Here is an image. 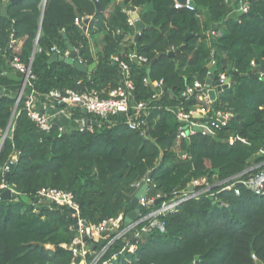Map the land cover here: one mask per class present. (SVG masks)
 <instances>
[{
    "label": "trees",
    "instance_id": "16d2710c",
    "mask_svg": "<svg viewBox=\"0 0 264 264\" xmlns=\"http://www.w3.org/2000/svg\"><path fill=\"white\" fill-rule=\"evenodd\" d=\"M190 1L195 11L177 10L173 0H122L106 17L112 0H97L102 12L93 0H46L44 6L42 0L13 4L0 0V143L21 88V78L3 74L13 70L14 57L25 65L31 61L33 78L27 92L45 101L54 90L97 91L106 97L120 84L119 65L111 60L117 56L129 66L134 103L147 107L145 137L130 130L120 116L106 121L79 109L66 112L73 120L97 121L92 131L61 132L55 124L45 132L27 116L24 98L20 99L12 131L0 151V193L6 186L17 194L16 200H0V264H70L71 252L59 245L69 244L74 235L69 229L72 212L67 206L41 203V189L71 193L81 219L95 225L129 212L133 185L145 175L153 180V191L170 197L194 180L213 183L237 176L243 180L264 170V85L258 77H250L255 68L251 62L264 61V0H247L248 11L237 20L227 19L231 7L225 0ZM134 9L141 11L139 19L145 24L136 43L125 12ZM200 14L205 16L202 23ZM77 18H89L85 34L74 23ZM212 29L221 33L212 40L213 47L206 34ZM113 31L119 34L113 36ZM124 35L133 41L130 50L147 60L145 64L129 61L128 50L122 52L119 40ZM53 45L61 50L78 48L83 64L95 63L94 69L81 73L60 61L49 63ZM180 46L181 51L167 56ZM212 48V73L231 79L215 103L230 113L229 122L217 133L221 142L200 134L181 140L169 108L188 111L197 105L195 97L184 100L182 94L194 80H206ZM157 91L159 96L152 99ZM229 137L245 143L224 144ZM11 162L12 169L6 171ZM235 181L230 183L238 195L235 189L213 188L215 198L202 196L178 205L159 218L163 232L142 233L135 252H124L113 264H264V188L256 195ZM36 202L38 208L33 206ZM122 228L123 223L117 230ZM103 236L101 244L106 245L115 233ZM123 243L115 240L107 255Z\"/></svg>",
    "mask_w": 264,
    "mask_h": 264
},
{
    "label": "built area",
    "instance_id": "2783aa9c",
    "mask_svg": "<svg viewBox=\"0 0 264 264\" xmlns=\"http://www.w3.org/2000/svg\"><path fill=\"white\" fill-rule=\"evenodd\" d=\"M45 2L46 0H42V5H44ZM225 2L228 3V0H225ZM239 3V10L246 13L249 8V2L247 0H240ZM173 7L177 10L186 9L188 11H195V6L191 4L190 0H185L183 3L178 0H173ZM132 13H134L132 10L128 12V22L130 26L134 27L135 20L131 18ZM84 21V18H77L74 23L77 26L82 27L84 25ZM211 35L220 37L221 33L215 29L211 32ZM71 49L75 55V61L79 64H83V59L80 55L79 49L76 47H71ZM49 54L68 57L70 52L67 49L61 50L53 45L49 50ZM214 55L215 49L212 48L207 66L209 68L208 75L210 74L211 76H216L217 81L219 82V87L221 88L219 92H216V100L212 102L208 96L209 89L216 90L218 87L214 85V82L207 83L206 80L204 82L194 80L191 85L186 87L182 94V99L186 100L190 97H195L197 105L188 111H184L179 108H169V112L174 116L177 122V136L181 140H189L196 134L217 138V133L229 122L230 113L225 110L217 109L215 103L219 100L223 92L231 86V79L225 73H220L219 75H214L212 73V68L215 66ZM127 57L129 61L142 64L147 62L144 57L137 56L133 52L128 54ZM111 60L119 65L120 84L116 89L110 91L106 97H101V94L97 91H84L82 93H76L71 90H67L64 94H62L59 91L54 90L50 91L45 96V101L53 104L55 107L61 108L66 114L67 109H79L85 114L106 121H109L110 118L120 116L121 113L126 114L129 112V115L125 117L128 128L133 131H138L140 135L145 137V117L147 116V107L143 102L134 103L133 101V103H131V99L133 97V84L130 80L129 66L126 62L121 61L117 56H112ZM30 65L31 61L28 65H25L20 62L17 57H14L10 62V66L23 75L22 86L16 95V104H18L21 98H24V109L27 116L39 129L48 132L56 124L55 120L52 116L43 111L41 106L38 104L34 92H27L26 89L29 88V81L33 78L31 75ZM251 65L253 67H257L254 61L251 62ZM257 77L264 85V71L258 72ZM227 80L229 81L227 82ZM153 86L159 88L157 83H154ZM159 94V91L155 92L152 99H156ZM87 120L93 119L77 120L80 122V125L76 129L80 131L85 129L92 131L93 126L91 124L87 125ZM7 127L1 140H4L8 136L10 130L12 131V122L9 127ZM58 129L61 132L65 130L60 125ZM226 140L229 144H232L235 140L245 143V141L239 137H229ZM186 157L187 154L181 155L182 159H186ZM13 160H15V157ZM10 164H12V162ZM5 170L9 171V167H5ZM233 180H236V183L241 184L243 187L247 188L256 195L263 193L264 170H260L254 175L243 180H240V176L233 177L231 181H216L213 183L206 180H194L189 182L184 190L173 191L170 194V197L160 191H153L155 189V184L151 178L145 175V177L133 185L134 189L130 195V200L142 187H145L144 197L138 199L137 204L141 206V209H139L136 219L132 220L128 224L124 223V219L129 212L126 214L121 213L115 219H110L95 225L85 222L80 217L78 205L73 201L71 193L68 192L44 188L39 191L38 196L44 201L61 206H67L72 212V217L77 219L76 228L75 224L69 228L74 232L70 243H62L59 245L61 248L67 249L71 252L72 258L70 264H113V262L118 259V256H121L124 252L130 254L135 252L136 240L142 233H148L153 229L163 232L164 224L159 221V218L175 210L178 205L191 200H198L202 196L215 198V194L212 191L213 188H221V190L235 189L234 192L238 195L239 190L235 188L234 183H230ZM1 188L13 191V189L6 186H1ZM121 223H123V228L121 230H117ZM104 233H115L114 238L106 245L101 244V241L104 239ZM119 239L124 240L122 247L108 256L107 251L109 246L113 244L115 240Z\"/></svg>",
    "mask_w": 264,
    "mask_h": 264
},
{
    "label": "water",
    "instance_id": "95a60500",
    "mask_svg": "<svg viewBox=\"0 0 264 264\" xmlns=\"http://www.w3.org/2000/svg\"><path fill=\"white\" fill-rule=\"evenodd\" d=\"M10 4H13V3H17V2H20L21 0H8ZM179 2L183 3L185 2V0H178ZM94 4H95V7H96V10L99 11V12H102L103 11V7L99 4V2H97V0H93ZM191 4L193 5V3L191 2ZM43 6V5H42ZM131 18L134 19V29H135V35H134V38H133V41L134 43L137 42L140 34L145 30V24L139 19V16H138V13L134 12L131 14ZM88 23V20H85L84 21V25H86ZM41 25V23H40ZM40 25H39V29H38V33L40 31ZM86 27H84L85 29ZM36 48H37V42L35 43L34 45V48H33V52H32V55H34L35 51H36ZM182 49V46H180L179 48L175 49V50H172V51H169L167 53V56L168 57H173L175 55V53L181 51ZM67 50L70 52L69 56L68 57H62V56H57L55 54H51L50 57H49V63L51 62H54V61H60V62H63L69 66H73L77 71L81 72V73H90L94 67H95V63L90 65V66H86V65H83V64H79L77 61H75V55L74 53L72 52V49L70 46L67 47ZM161 54H158L157 57H160ZM155 62V60H153L151 62V64H153ZM254 63L256 64L257 67H255L250 75L251 78H257V73L258 72H263L264 71V61H259L258 59H255L254 60ZM150 72H151V69L148 68L147 71H146V74H147V77L149 78V75H150ZM118 79L120 80V76L118 77ZM229 80H227L228 82ZM206 82L207 83H211V82H214V85L215 86H218L216 88V90L214 89H209L208 90V96H209V99L214 102L217 98V95H216V92H219L221 90V88L219 87V82L217 81V77L216 76H211L210 74L208 75V78L206 79ZM131 103H133V99H131ZM16 108H17V104H15L14 106V109H13V112H12V115L9 119V123H8V127L10 125V123L12 122L13 120V116H14V113L16 111ZM83 112V111H82ZM129 115V112H127L126 114L124 113H121L120 114V118L121 119H125L126 116ZM86 124L89 125L91 124L93 127H96L97 126V121L95 120H87L86 121ZM7 127V128H8ZM217 142H221L222 140L219 139V138H214ZM3 141L4 140H1V143H0V151H1V148H2V144H3ZM224 144H227L228 141L227 140H224L223 141ZM160 159H162V154L160 155L159 157ZM13 167V164H10L9 165V170L12 169ZM5 181H7V174L5 175ZM144 189L145 187H142L140 190H138L134 196L132 197V199L130 200V203L128 205V209L130 210L129 213L127 214L126 218L124 219V223L125 224H128L130 223L132 220L136 219V216H137V213L139 212V209H141V206L137 204L138 202V199L141 198V197H144ZM17 198V194L13 191H10L9 189H5L4 191H2L0 193V200H9V199H14L16 200ZM157 203V202H156ZM54 204V203H52ZM76 222H77V219L76 218H73V224H75V228H76Z\"/></svg>",
    "mask_w": 264,
    "mask_h": 264
},
{
    "label": "crops",
    "instance_id": "0c3cea01",
    "mask_svg": "<svg viewBox=\"0 0 264 264\" xmlns=\"http://www.w3.org/2000/svg\"><path fill=\"white\" fill-rule=\"evenodd\" d=\"M120 1H122V0L117 1V3L111 4V8H109L107 11H105V14H106L105 16L106 17L111 12L112 6L117 5ZM227 5L229 7H231V10H230V12L227 15V19L237 20V18L239 17V15L243 13L242 11L239 10V8H240L239 1H237V0H228ZM132 11L138 13V16L141 13V11L139 9H134ZM125 12L128 14L129 11H125ZM85 20H88V23H89V18H87ZM199 20H200L201 23L204 22L205 16L203 14H200L199 15ZM88 23L86 25H83L82 27H80L82 29V31H83L84 34L87 31ZM84 27H86V28L84 29ZM214 30L215 29H212V30L206 32V34L208 36V39L210 41V46L211 47L214 46V42L212 40H216V39L219 38V36L211 35V32H213ZM19 45L17 46V48L19 47ZM3 74L6 75V76H8V77H10V78H12V79L21 78V85L20 86H22V83H23V75H21L20 73H18L16 70L13 69V70L8 71V72L7 71H4ZM5 94L14 96V94H10L7 91H5ZM37 101H38V104L43 109V111L45 113L49 114L50 116H52V118L55 120V123L58 124V125H60V126H62L65 130H67L69 128L76 129L80 125V122L79 121L71 119L64 111H62L61 108L55 107V106H53V104L47 103L46 101H40L38 99H37Z\"/></svg>",
    "mask_w": 264,
    "mask_h": 264
},
{
    "label": "rangeland",
    "instance_id": "374dc122",
    "mask_svg": "<svg viewBox=\"0 0 264 264\" xmlns=\"http://www.w3.org/2000/svg\"><path fill=\"white\" fill-rule=\"evenodd\" d=\"M117 1H119V0H112V4H113V3H117ZM120 2H121V1H120ZM120 2H119V3H120ZM43 6H44V5H43ZM109 8H111V5H110V7H108V9H109ZM108 9H107V10H108ZM104 13H105V12H104ZM105 15H106V14H105ZM88 24H89V23H88ZM105 31H108V30L106 29ZM111 34H112L113 36H117L119 33H118L117 31H113ZM105 35H106L105 33H103V34L100 35L101 38L99 37V39H100V42H101V43L104 42V39H105V37H106ZM119 42L122 43V46H123V48H122V52H123L124 50H128L127 53H126V55L132 53V51L130 50V47H131L133 41H131V39H129L128 36H125V35H124L122 38H120ZM70 130H72V128L67 129V131H70ZM39 201H41V203H42L43 199H42V198H39ZM38 205H39V202H36V203L33 204L34 208H38V207H39Z\"/></svg>",
    "mask_w": 264,
    "mask_h": 264
}]
</instances>
